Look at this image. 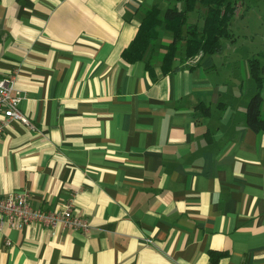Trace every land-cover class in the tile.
<instances>
[{
  "label": "crops",
  "instance_id": "0c3cea01",
  "mask_svg": "<svg viewBox=\"0 0 264 264\" xmlns=\"http://www.w3.org/2000/svg\"><path fill=\"white\" fill-rule=\"evenodd\" d=\"M168 3L0 0V79L35 126L0 135V195L71 200L90 224L5 226L0 264H264V132L245 124L242 60L164 73L162 30L151 58L122 57L145 10Z\"/></svg>",
  "mask_w": 264,
  "mask_h": 264
},
{
  "label": "trees",
  "instance_id": "16d2710c",
  "mask_svg": "<svg viewBox=\"0 0 264 264\" xmlns=\"http://www.w3.org/2000/svg\"><path fill=\"white\" fill-rule=\"evenodd\" d=\"M173 1L165 9L153 6L142 15L137 33L129 46L123 50L122 57L128 62L144 59L158 41L159 32L162 30L170 35V42L159 44L162 49L160 55V68L168 72L174 61L181 57V62L193 58L199 53H220L225 47L224 40L230 38L229 26L237 14V5L233 0H168ZM194 13L201 18V25L188 23L189 14ZM183 50V56L179 51ZM200 56V57H201ZM149 74L152 65H145ZM264 74V68L259 69ZM258 65L252 67V75L256 81V91L248 99L245 106V124L253 132H264V118L262 117L263 97L260 88L264 77L256 74ZM209 110L203 108V114ZM212 260L214 255L211 254Z\"/></svg>",
  "mask_w": 264,
  "mask_h": 264
},
{
  "label": "built area",
  "instance_id": "2783aa9c",
  "mask_svg": "<svg viewBox=\"0 0 264 264\" xmlns=\"http://www.w3.org/2000/svg\"><path fill=\"white\" fill-rule=\"evenodd\" d=\"M201 56L199 53L186 60L192 64ZM20 94L14 87V77L0 79V135L10 121H18L26 127L34 130L35 126L25 117L19 109ZM35 223L50 230L60 229L80 231L88 233L89 222L74 210L70 201L60 210H44L33 207L30 203V195L26 190L0 195V233L7 226L10 229H18L24 225ZM7 245L10 241H5Z\"/></svg>",
  "mask_w": 264,
  "mask_h": 264
},
{
  "label": "rangeland",
  "instance_id": "374dc122",
  "mask_svg": "<svg viewBox=\"0 0 264 264\" xmlns=\"http://www.w3.org/2000/svg\"><path fill=\"white\" fill-rule=\"evenodd\" d=\"M233 1L236 2L238 16H235L231 21L230 38L224 40L225 47L222 53L214 55L232 61L242 60V66L246 70L243 89L246 91L250 86L256 88L252 67L255 68L258 65L256 74L264 77V74L259 70L264 68V0ZM168 4L172 5L173 1H169ZM188 23L201 25V18L191 13L188 16ZM168 36L170 37L169 34ZM179 54L183 56V50H180ZM260 90L263 96L262 114L264 117V83Z\"/></svg>",
  "mask_w": 264,
  "mask_h": 264
}]
</instances>
